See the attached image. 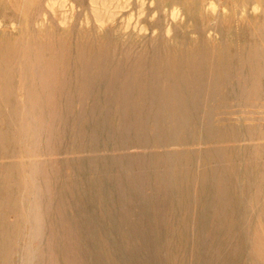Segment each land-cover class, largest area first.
<instances>
[{
  "label": "rangeland",
  "instance_id": "obj_1",
  "mask_svg": "<svg viewBox=\"0 0 264 264\" xmlns=\"http://www.w3.org/2000/svg\"><path fill=\"white\" fill-rule=\"evenodd\" d=\"M0 264H264V0H0Z\"/></svg>",
  "mask_w": 264,
  "mask_h": 264
},
{
  "label": "bare ground",
  "instance_id": "obj_2",
  "mask_svg": "<svg viewBox=\"0 0 264 264\" xmlns=\"http://www.w3.org/2000/svg\"><path fill=\"white\" fill-rule=\"evenodd\" d=\"M214 7V6H213Z\"/></svg>",
  "mask_w": 264,
  "mask_h": 264
}]
</instances>
